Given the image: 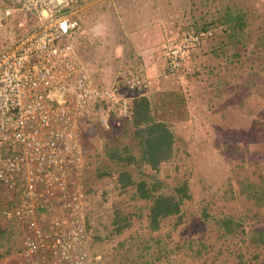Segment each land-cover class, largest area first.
Here are the masks:
<instances>
[{
    "label": "rangeland",
    "instance_id": "1",
    "mask_svg": "<svg viewBox=\"0 0 264 264\" xmlns=\"http://www.w3.org/2000/svg\"><path fill=\"white\" fill-rule=\"evenodd\" d=\"M28 17L19 0H0V38L22 39ZM76 17L74 43L96 82L118 84L143 68L151 113L174 134L172 155L153 168L132 117L99 104L80 114L97 263L264 264V0H91ZM201 28L213 34L165 75L168 46ZM203 73L209 86L194 102L187 83ZM141 182L177 195L180 212L153 227ZM25 237L0 218V255Z\"/></svg>",
    "mask_w": 264,
    "mask_h": 264
},
{
    "label": "built area",
    "instance_id": "2",
    "mask_svg": "<svg viewBox=\"0 0 264 264\" xmlns=\"http://www.w3.org/2000/svg\"><path fill=\"white\" fill-rule=\"evenodd\" d=\"M90 1L19 0L29 31L13 43L0 38V218L26 234L0 264H98L101 257L91 250L80 114L99 104L126 117L147 82L143 68L111 86L90 74L74 43L76 14ZM212 34L193 30L169 45L165 75Z\"/></svg>",
    "mask_w": 264,
    "mask_h": 264
},
{
    "label": "trees",
    "instance_id": "3",
    "mask_svg": "<svg viewBox=\"0 0 264 264\" xmlns=\"http://www.w3.org/2000/svg\"><path fill=\"white\" fill-rule=\"evenodd\" d=\"M229 20L230 18L228 17L227 21ZM236 23L241 24L242 18L238 19ZM204 29H197V31ZM131 117L135 121L134 123L141 139L140 145L143 160L151 167L157 168L162 161L167 160L172 155L173 131L166 121L154 118L151 113L150 100L146 93L133 98L130 103V113L124 118L130 119ZM131 157L132 155H129L130 159ZM120 181L123 185H128L133 182V179L130 174L124 172L120 177ZM138 185L140 187V195L153 202L150 212L153 227H158L163 217L180 212L181 199L177 195L157 193L156 188L152 190L146 182H141Z\"/></svg>",
    "mask_w": 264,
    "mask_h": 264
},
{
    "label": "crops",
    "instance_id": "4",
    "mask_svg": "<svg viewBox=\"0 0 264 264\" xmlns=\"http://www.w3.org/2000/svg\"><path fill=\"white\" fill-rule=\"evenodd\" d=\"M205 71V70H204ZM207 75L208 74H206V73H203V78L202 77H196L194 74L192 75V78L190 79V80H188V83H187V85H188V87H187V90H188V94L190 95V94H192V100L194 101V102H198V101H200V100H198V98L200 99V93H201V91H203V94L205 93V92H207L206 91V88H207V85L209 86V84H206V81H208V78H207ZM201 79H204V82H203V87L201 88V87H199V85L198 84H200L201 83ZM209 83V82H208ZM204 104H206L205 102H204ZM195 119L197 118V115H192ZM192 117V119H193V126H195L196 125V122H195V119ZM195 123V124H194ZM204 127V130H205V132H207V127H206V125H204L203 126ZM210 133H211V129H210Z\"/></svg>",
    "mask_w": 264,
    "mask_h": 264
}]
</instances>
